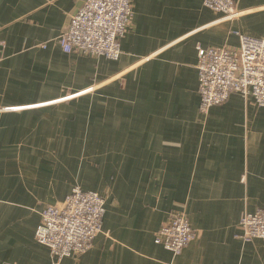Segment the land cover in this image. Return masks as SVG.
Wrapping results in <instances>:
<instances>
[{
    "label": "crops",
    "instance_id": "0c3cea01",
    "mask_svg": "<svg viewBox=\"0 0 264 264\" xmlns=\"http://www.w3.org/2000/svg\"><path fill=\"white\" fill-rule=\"evenodd\" d=\"M84 2L0 0V264L54 263L35 230L74 186L105 198L103 229L57 264H264L240 229L264 207V107L232 93L202 115L197 69L199 46L264 38V0H235L234 21L132 0L117 61L60 46ZM177 212L196 237L175 256L155 235Z\"/></svg>",
    "mask_w": 264,
    "mask_h": 264
},
{
    "label": "built area",
    "instance_id": "2783aa9c",
    "mask_svg": "<svg viewBox=\"0 0 264 264\" xmlns=\"http://www.w3.org/2000/svg\"><path fill=\"white\" fill-rule=\"evenodd\" d=\"M203 5L222 14L226 21H234L242 14L235 0H203ZM132 18V0H85L70 16L69 26L58 42L67 54L77 52L117 61ZM239 37L238 48H197L199 111L204 116L224 104L232 93L264 107V38ZM105 213L103 196L74 186L62 203L43 209L35 240L49 249L53 264L60 263L93 246L102 233ZM240 229L245 240H264V207L244 214ZM195 237L187 215L177 212L156 232L155 243L178 256Z\"/></svg>",
    "mask_w": 264,
    "mask_h": 264
}]
</instances>
